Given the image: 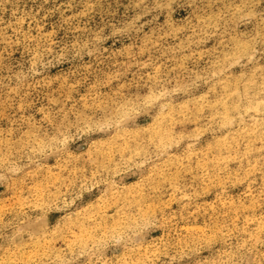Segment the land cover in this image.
I'll return each instance as SVG.
<instances>
[{
    "label": "rangeland",
    "instance_id": "obj_1",
    "mask_svg": "<svg viewBox=\"0 0 264 264\" xmlns=\"http://www.w3.org/2000/svg\"><path fill=\"white\" fill-rule=\"evenodd\" d=\"M0 264H264V0H0Z\"/></svg>",
    "mask_w": 264,
    "mask_h": 264
}]
</instances>
